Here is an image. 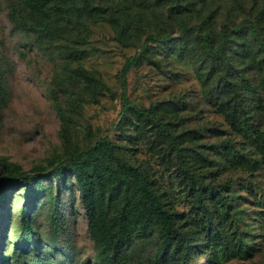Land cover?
<instances>
[{"label": "trees", "instance_id": "16d2710c", "mask_svg": "<svg viewBox=\"0 0 264 264\" xmlns=\"http://www.w3.org/2000/svg\"><path fill=\"white\" fill-rule=\"evenodd\" d=\"M224 1L0 0L12 28L61 65L48 88L63 143L61 153L30 170L0 156L6 171L1 186L25 187L17 237L23 253L6 250L0 256L3 264L50 263L48 250L41 252L36 211L47 209L50 229L44 243L56 245L65 220L59 198L64 188L78 192L97 264H223L230 257L255 256L261 242L253 235L246 206L252 204L254 214L258 208L256 223L263 225L264 127L259 129L264 121V75L256 76L254 65L264 67V6L239 20L230 14L218 25ZM233 3L225 7L227 13L235 6L245 8L243 0ZM99 21H108L125 38L131 25L155 26L121 70L118 125L127 142L103 137L84 146L72 134L76 115L85 101H99L111 91L101 74L82 62L89 53L91 25ZM192 39L200 43L199 50L191 48ZM193 54L202 57L212 77L203 91L204 102L223 118L210 120V127L224 132L217 124L226 126V134L208 143L200 142L203 127L175 125L191 107L186 94L145 106L126 93L127 74L139 63L166 70L172 55ZM5 80L0 75L3 105L8 100ZM139 141L171 169L187 210L178 207L151 163L138 160L134 151ZM148 244H154V250L149 252Z\"/></svg>", "mask_w": 264, "mask_h": 264}, {"label": "rangeland", "instance_id": "374dc122", "mask_svg": "<svg viewBox=\"0 0 264 264\" xmlns=\"http://www.w3.org/2000/svg\"><path fill=\"white\" fill-rule=\"evenodd\" d=\"M243 1L245 8L235 6L232 13H227L225 7L230 8L236 3L234 4L233 0H225L221 4L218 25L230 14L239 20L245 12H253L264 6V0ZM110 6L114 8V4ZM110 6L108 9L111 11ZM152 26L155 25L150 23L133 27L131 25L130 35L125 38L121 37L108 21H99L91 25L89 53L82 62L86 67L97 70L111 91L101 95L99 101L93 99L85 101L76 115L72 134L74 139L84 146L93 144L103 137L119 144L127 142L122 138L118 125L124 91L121 70L127 59L140 49L142 40L146 37L147 31L153 29ZM30 43L23 33L12 28L4 4L1 3L0 75L6 78L8 100L5 105L0 102V156L19 163L23 170H30L36 164L45 163L48 158L63 150L61 120L54 109L48 88L61 70V65ZM191 48L199 50L200 43L197 39L191 40ZM159 57H163V52L157 54V58ZM169 58L171 63L167 65L166 70L146 61L134 66L127 74V97L136 104L148 106L158 99L186 94L191 107L184 110L183 118L176 119V127L196 130L203 127L204 137L200 142H213L222 137L223 133L226 134L224 129L226 126L217 124L224 132L219 130L214 132L210 127V120L221 122L223 118L208 102H204L203 91L210 87L206 84L211 83L212 77L210 71L205 69L202 57L193 54V57L177 58L172 55ZM254 66L256 76L264 75V67L259 68L256 64ZM262 127L264 121L259 130H262ZM134 152L139 161L151 163L162 184L176 196L178 207L187 210L188 203L184 192L178 186L171 169L165 168V164L148 149L145 141H139ZM211 153L214 152L210 150V155ZM5 172L0 164V177ZM236 174L239 180L238 173L235 172L234 175ZM261 178L264 182V175ZM24 188L22 185L5 187L0 184V256L6 250L23 253L18 249L22 245L18 244L17 237L18 212L23 203L21 197L24 195ZM262 192L261 209L264 207V191ZM59 196L65 220L62 221L63 230L58 235L56 245L44 243L49 239L50 229L47 209L38 208L36 211L41 252L45 253V250H48L50 253L49 264H97L93 254V241L88 233L87 219L78 192L64 188ZM256 198L259 199V196ZM251 199L253 200L254 196H251ZM257 210L254 214L253 205L246 206L247 219L254 224L251 228L253 235L261 242L260 250L251 259L230 257L223 264H264V218L263 225L256 223ZM147 247L150 252L154 250L155 245L148 244ZM9 259L11 260V257ZM0 264H3L1 258ZM196 264H201V261L198 260Z\"/></svg>", "mask_w": 264, "mask_h": 264}]
</instances>
